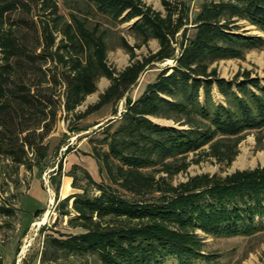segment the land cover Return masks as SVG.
<instances>
[{"label":"trees","instance_id":"1","mask_svg":"<svg viewBox=\"0 0 264 264\" xmlns=\"http://www.w3.org/2000/svg\"><path fill=\"white\" fill-rule=\"evenodd\" d=\"M80 1L66 16L57 0H0L4 182L18 181L21 168L44 169L48 137L60 119L71 115L70 130L79 131L75 121L124 99V109L101 125L104 136L92 145L105 179L96 181L76 164L66 173L79 192L61 199L57 220L43 227L39 264H217L219 255L206 250L199 232L234 238L264 231V166L189 175L176 184L173 178L203 158L230 166L251 132L263 142L262 79L244 69L229 80L216 65L264 51V36L238 25L245 21L264 34V0H201L196 11L191 0H161L165 14L144 0ZM92 14L133 22L129 30L139 43L120 37L130 56L122 70L108 64V31ZM151 39L158 49L139 58L136 49ZM165 61L171 63L132 99L140 75ZM101 78L109 85L79 111ZM214 87L223 102L214 99ZM192 153L196 159H188ZM10 198L0 196L1 229L16 219ZM62 220L65 231L56 228ZM5 244L0 238V264Z\"/></svg>","mask_w":264,"mask_h":264},{"label":"rangeland","instance_id":"2","mask_svg":"<svg viewBox=\"0 0 264 264\" xmlns=\"http://www.w3.org/2000/svg\"><path fill=\"white\" fill-rule=\"evenodd\" d=\"M155 10L166 13L161 0H144ZM201 0H191L192 11L198 9ZM60 12L68 16L70 10L82 5L80 0H57ZM93 23L100 22L102 29H107L106 40L109 46L107 53L108 64L117 70H122L129 64V54L120 47V37L123 36L133 45L139 43L129 30L133 22L117 23L111 22L107 18L92 14ZM240 31L248 35H262L255 27L245 21L238 22ZM149 46H142L136 49V54L140 58L149 50L156 51L158 42L155 39L149 41ZM170 61L154 63L148 67L139 77L138 82L130 91L132 99H136L144 90L147 83L154 80L158 72ZM220 76L232 79L233 76L244 69L250 70L252 77H260L264 87V51L254 49L248 51L246 58L222 60L217 65ZM109 85L106 78H101L98 82V91L88 96L85 102L78 108L84 111L90 104L98 100L99 93L103 92ZM213 96L217 102H223L224 98L213 88ZM124 109V99L117 106L111 104L104 106L86 118L75 121L73 125L80 130L71 132L69 119H60L57 126L48 137L50 142V156L46 161L44 169L39 172L37 168L28 171L21 168L19 180L12 182L9 179L0 177V196L10 195L11 202L18 209L16 219L11 222V227L0 228V238L5 241V263L9 264L14 258V264H39L37 253L40 251L43 239V227L52 226L57 220L58 202L64 197L79 192L72 186V178L66 173L73 165H80L85 168L90 175L98 182L105 179L103 173L99 171V165L92 156V145L98 143L102 138L101 125L117 117ZM114 110L117 114H114ZM161 125H171L170 121L154 119ZM257 133L251 132L239 144V154L228 167L217 163L214 159L203 158L199 163H192L186 172L180 173L173 178L176 184L186 180L189 175L200 173H219L225 175L236 169L253 168L258 165L264 166V139L262 143L256 140ZM72 151L67 153V148ZM196 154H190L188 159H196ZM5 184H4V183ZM4 190V191H3ZM38 211L37 213H35ZM66 221L62 220L56 227L65 231ZM206 250L219 255L217 264H264V231L253 237H210L205 236ZM89 264V263H88ZM91 264V263H90ZM94 264V263H92ZM95 264H97L95 262ZM163 264H177L174 259H169Z\"/></svg>","mask_w":264,"mask_h":264},{"label":"crops","instance_id":"3","mask_svg":"<svg viewBox=\"0 0 264 264\" xmlns=\"http://www.w3.org/2000/svg\"><path fill=\"white\" fill-rule=\"evenodd\" d=\"M6 264V263H5Z\"/></svg>","mask_w":264,"mask_h":264}]
</instances>
